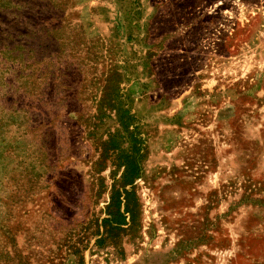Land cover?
I'll return each instance as SVG.
<instances>
[{"label": "rangeland", "instance_id": "1", "mask_svg": "<svg viewBox=\"0 0 264 264\" xmlns=\"http://www.w3.org/2000/svg\"><path fill=\"white\" fill-rule=\"evenodd\" d=\"M102 14L0 10V264H264V0Z\"/></svg>", "mask_w": 264, "mask_h": 264}, {"label": "crops", "instance_id": "2", "mask_svg": "<svg viewBox=\"0 0 264 264\" xmlns=\"http://www.w3.org/2000/svg\"><path fill=\"white\" fill-rule=\"evenodd\" d=\"M110 0H0V10L10 11L20 29L39 43L51 44L70 53L73 40L67 27L77 21H95Z\"/></svg>", "mask_w": 264, "mask_h": 264}]
</instances>
